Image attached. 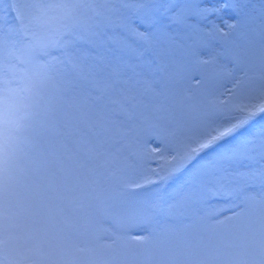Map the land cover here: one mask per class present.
<instances>
[{"label": "snow or ice", "instance_id": "6c2138e0", "mask_svg": "<svg viewBox=\"0 0 264 264\" xmlns=\"http://www.w3.org/2000/svg\"><path fill=\"white\" fill-rule=\"evenodd\" d=\"M0 264H264V0H0Z\"/></svg>", "mask_w": 264, "mask_h": 264}]
</instances>
